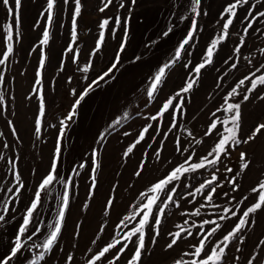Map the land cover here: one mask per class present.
Returning a JSON list of instances; mask_svg holds the SVG:
<instances>
[{
  "label": "rangeland",
  "instance_id": "rangeland-1",
  "mask_svg": "<svg viewBox=\"0 0 264 264\" xmlns=\"http://www.w3.org/2000/svg\"><path fill=\"white\" fill-rule=\"evenodd\" d=\"M230 2L234 0H202L201 7L208 14L196 18L198 32L195 46L189 48V54L182 53V59L171 70H166L164 86L156 99L152 100L147 96L149 78L159 66L173 59L175 48L188 32L193 18L190 12L191 0H136L134 5L131 0H123V9H119L120 0H114L113 5L105 12L99 11V8L103 7V0H81L82 8L77 18L75 42L71 37L74 0H69L67 4L64 0H56L50 26L46 20L47 0H22L19 34L14 35L12 41L7 40L6 26L12 25L14 20L0 3V58L7 51L9 43L13 48L7 61L0 65V76L3 77L0 81V96L3 97L0 103V155L3 156V159H0V188L6 190L15 183L9 160L15 161V170L20 173L25 185V188L21 189L19 199H13L5 221L0 222V258L10 253L26 208L34 198L42 178L50 171L61 126L60 120L70 113L75 100L87 84L109 66L119 48L124 26H115L117 15L122 21L127 18L128 39L125 53L122 54L124 66L116 73L115 80L90 92L77 108L73 121L67 122L68 127L61 141L58 172L60 178L68 183L69 204L57 247L53 253L45 254V261L40 264H64L68 254L73 255L72 264H87L88 259L116 234L115 226L120 219L135 211L132 205L138 203L141 192L162 179L174 166L184 163L185 157L190 153H194L190 163H198V157L203 158L212 150L215 141L219 139L214 135L205 136L210 122L216 119L212 113L224 103V97L240 79L250 75L256 67L264 63V55L260 53V49L264 48V23L257 22L254 27L261 31L252 33L249 30L245 44L240 45L243 26L239 20L234 21L229 37L218 45L213 65L202 70L201 77L193 89L183 94L186 103L184 114L177 116V127L167 131V139L162 137L171 118L167 113L166 118L160 122L153 121L150 117L157 115L162 103L178 92L190 75L194 78L191 66L202 62V56L210 41L219 37L223 23L219 19L220 14ZM246 9L247 5L238 9L239 18L245 15ZM259 10L264 11V8ZM181 16L188 18L180 22ZM105 18L111 19L109 27L103 30L104 45L100 53L90 57L101 31L99 24ZM169 27L173 29L170 35L161 38L162 33ZM45 28L49 31L47 45L41 44ZM152 41L158 43L146 48L145 45ZM236 47H240L241 52L233 56ZM69 48L73 51L69 52ZM136 55H143V59L136 64L128 63ZM230 56H233V61L237 63L235 69L230 68L233 61L224 63ZM42 57L44 66L41 68ZM90 59L94 67H89L85 72L83 69ZM188 62H191V65L186 69L184 64ZM256 74H264V69ZM247 87H250L248 81L244 87L238 88L240 95L229 102H240ZM262 95L264 86H258L256 91L250 94L249 100L241 105L240 136L247 137L255 125L264 123V99H259ZM41 97L45 106L43 117L39 114ZM227 115L223 112L217 113L221 118H226ZM38 119L41 121L39 133L35 131ZM117 119L120 121L118 124L115 123ZM148 124L158 128L160 135H156L153 128H150L149 133L145 134V140L137 145L132 153L124 156L127 147L134 143L138 133ZM218 127L223 131L219 123ZM125 132L130 135H124ZM150 134L155 137L154 140L149 139ZM198 140L201 143H196ZM176 141L189 151L183 154L177 152ZM5 144L8 145L7 148L4 147ZM149 144L151 147H148ZM158 145H162L159 158L155 155ZM240 152L247 154L249 168L236 177L240 187L233 192L224 177H231L239 171L242 163ZM142 161L146 162V167L142 176L137 177L134 173ZM224 164L232 168L233 173L226 172ZM224 164L217 165L219 171L217 167L209 165L187 173L177 182L179 187L175 199L180 201L181 207L170 205L167 218L163 221L164 235L158 238L159 242L150 249V254L143 258V264H175L176 260L181 259L184 251L191 250L189 245L196 241L189 238L174 250L164 251L169 239L167 232L177 231V224H183L195 233L197 228L193 223L199 225L203 220L216 219L224 226L222 231L225 234L231 229L236 218L221 221L219 215L222 214L223 207L236 210L237 201L244 196H248V199L239 205L241 212L256 202L258 193L251 190L264 180V134H258L247 144L233 146ZM93 168L96 169L95 172L92 171ZM213 173L223 185L217 189V192L221 193L220 197H214L215 203L222 208L206 205L200 209V216L182 215V212H194L204 203L201 193H196L194 197L187 196V193L195 191V188L210 179ZM64 191L65 185L54 181L49 189L41 194V206L37 214H34L36 227L40 231L32 241L27 242L26 250L18 254L10 264H29V261L42 251V247L37 248L35 245L42 246L46 239L50 231L47 225L54 223ZM224 192H228V197L222 195ZM7 195L13 196L12 193ZM232 197L235 199H231ZM4 198L5 192L0 191V200ZM109 199L114 201V206L107 209L108 214L105 215V205ZM252 218L255 224L243 232L244 243H237L241 251L236 252L235 247L231 245L230 250H227L228 264H247L248 259L255 254L258 256L254 264H264V243H261L264 241V209ZM185 220L188 221L187 224H184ZM77 225L80 226L79 229ZM210 227L212 225H205V229ZM101 228L105 231L99 232ZM32 231L34 229L30 226L28 235H31ZM77 232L78 235H75ZM219 238L220 232L213 240ZM93 240L96 242L92 243ZM61 248L63 251H60ZM233 256H239L240 259L233 260ZM191 258L183 257L185 260ZM117 264H127V260L122 257Z\"/></svg>",
  "mask_w": 264,
  "mask_h": 264
},
{
  "label": "snow or ice",
  "instance_id": "snow-or-ice-1",
  "mask_svg": "<svg viewBox=\"0 0 264 264\" xmlns=\"http://www.w3.org/2000/svg\"><path fill=\"white\" fill-rule=\"evenodd\" d=\"M69 0H64V3L67 4ZM114 0H103V7L99 8L100 12H105L110 6L113 5ZM0 3L6 8L9 15L13 17L14 23L12 25L6 26L7 31V40L12 41L14 35L19 34V26L21 23L20 20V10L22 7V0H0ZM131 3L134 5L136 0H131ZM74 11L72 15V29L71 37L72 41L75 42L77 39V18L81 14V0H74ZM202 0H191L190 12L193 14L191 19V24L188 32L185 37L179 42L178 46L174 50V57L170 62L163 63L162 66H159L157 71L149 78V86L147 88V96L150 100L156 99L157 94L161 91L164 86L166 78V70H171V68L182 59V53L185 55L189 54V48L195 46L196 35L198 32V21L197 17H200L202 14L207 15V11L203 10L201 7ZM247 5L245 10V15L242 18L238 17V9L244 8ZM125 4L123 0H120L119 9H123ZM56 8V0H47L46 8V20L50 26L53 22L54 9ZM264 8V0H234V2L228 3L222 13L220 14V20L223 21L220 26V35L218 38L212 39L210 44L206 47V51L202 56V62L197 63L194 66H191V72L194 73V78L190 75L185 82V85L176 92L174 95L168 97L157 110V115L150 117L151 120L160 122L164 120L165 114L167 113L170 117L169 126L165 130V134L162 139H167V131L176 128L177 116H182L184 114V109L186 107L184 95L189 93L194 85L198 82L201 77L202 70L206 69L208 66L213 65V58L217 52L218 45H221L230 34V29L233 28L234 21L239 20V23L243 26V35L240 36L239 44H245V37L249 35V30L252 33L260 32L261 30L255 28L254 25L259 23H264V11L259 9ZM187 16H181L180 22H183L187 19ZM111 18H105L99 24L101 29L99 38L95 44L94 49L90 53V57H95L100 53L102 46L104 45L105 32L104 29L108 28L110 25ZM115 26L118 28L122 24L124 26L123 38L119 44V48L116 51L111 63L109 66L96 76L87 86L84 91L78 95V98L75 100V103L72 106L70 113L60 120V129L59 136L57 139V144L55 147L52 163L50 165V171L48 174L42 178L41 183L39 184L38 190L35 191L34 198L31 200L30 205L26 208V211L23 215V221L18 228V232L13 241V246L10 249V253L5 255L3 258H0V264H10L18 254H22L26 250V244L28 241H32L33 237L40 231L35 224V215L38 212V208L41 206V194L45 193L47 189L53 184L54 181H58L65 185V191L61 197L62 204L59 207L58 213L54 219V223L47 225V228L50 230L46 239L41 245H35L37 248L42 247V251L39 252V255L34 256L29 264H40L41 261H45V254L53 253V250L57 247L58 240L61 234V229L64 224L65 211L68 208L69 204V192L67 190L68 183L67 181L60 178L58 172V162L61 158V141L64 138L65 130L68 127L69 121H73L74 117L77 115V108L80 106L81 102L85 100V97L89 95L90 92L95 91L99 87H103L110 83L112 80L116 79V73L120 72L123 68L122 54L125 53L127 39H128V29H127V18H122L117 15L114 20ZM219 23V21H217ZM172 27H169L166 31L162 33L161 38H166L172 32ZM115 34V30H112ZM264 34V33H262ZM49 41V31L47 28L43 31V39L41 44L47 45ZM158 41H152L149 44H146V48L152 47ZM13 48L12 44L9 43L7 46V51L3 53V57L0 58V65L4 64L8 56L12 53ZM69 52H72V48L68 49ZM241 48L236 47L233 50V56L240 53ZM261 55H264V48L260 49ZM233 56L228 57L224 61L225 64H228L229 61H233ZM143 59V55L134 56L128 63L136 64ZM191 62L184 64L186 69H189ZM41 68L44 66V58L40 60ZM89 67H94L91 63V59L88 61L87 66L83 71L87 72ZM230 68H237V63L233 61L230 64ZM264 69V63L260 64L259 67H256L255 71L250 75L244 76L237 82V85L234 86L231 91L227 93L224 97V103L216 109V112L212 113V116L216 119L212 120L205 132V136H218L219 139L215 141L214 147L206 156L199 158L198 163H190L191 155L185 157L184 163L174 166L162 179H159L153 183L146 191H143L139 194L138 203L132 205L135 211L124 215L118 224L115 226L116 234L111 238L105 246H103L95 255L88 259L87 264H98V262H104V264H117L118 261L124 257L127 260V264H143V258L150 254V249L157 245L160 237L164 235L163 231V221L167 218V210H169L170 205L177 208L181 207L180 201L175 199L178 195L177 188L179 187L178 181L182 177H185L187 173L195 172L199 169H204L207 166L217 167V165L224 164V161L230 156L233 146L238 147L241 144H247L250 141L254 140L258 134H264V123H258L253 127L250 134L247 137H242L239 135L241 131V121H242V112L241 105L244 102H247L250 98V94L255 92L258 86H264V74L258 75L256 73L261 72ZM39 75V73L37 74ZM255 77V78H253ZM222 79V77H218ZM3 80V77L0 76V81ZM246 81L250 82V87H247L246 93L242 96L240 102L231 103L229 100L233 99L235 96L240 95L238 88L244 87ZM219 86V85H218ZM259 99H264V95L259 96ZM3 97L0 96V103H2ZM175 101V103H174ZM218 112H223L228 114L226 118H221L217 116ZM39 114L41 117L45 114V106L43 97H41L40 111ZM125 118L127 113L124 114ZM11 123V122H10ZM115 123H120L119 119ZM218 123L222 126L223 131L218 127ZM153 128L152 124H148L143 127V130L138 133V138L127 147L124 152V156H128L133 150L139 145L142 141L145 140V134L149 133V129ZM41 130V121L38 119L36 121L35 131L39 133ZM153 131L156 135H160L158 128H153ZM15 129H13V135H15ZM124 135H130V133L125 132ZM103 139V136H101ZM149 139H155L151 134ZM196 143H201V141H196ZM5 148L8 147L7 144L4 145ZM148 147H151L149 144ZM160 147L155 151L157 158L160 157ZM176 151L180 154L189 151L185 148L179 141H176ZM95 156V152H93ZM211 157V159H209ZM239 158L241 163L239 171L235 172L231 177H224L227 183L231 186V191L235 192L239 189L240 185L236 179L241 172L249 168V162L247 154L245 152H240ZM0 159H3V156L0 155ZM8 163L11 165V171L14 176L15 183L11 184L6 190L0 188V191L5 192V198L0 200V205H2V211H0V222L5 221V217L10 211V205L12 204L13 199L18 200L21 195V189L25 188L24 183L21 180L20 173L16 171V163L13 160H9ZM188 165V166H185ZM98 167V165H97ZM146 167V162L142 161L138 165L137 171L134 173L135 176L141 177L143 169ZM225 170L228 173H233V169L227 167L224 164ZM95 168L92 169L95 172ZM217 171L219 168L217 167ZM219 178L212 174L211 178L201 183L198 187L195 188V191H189L187 196L194 197L196 193H201L204 198V203H201L194 212L190 213H181L182 215H192L200 216V209L204 208L206 205H210L213 208H222L221 205L216 204L214 197L219 198L221 193L217 192L218 188L223 187L221 183L218 182ZM92 187H95V176L92 177ZM253 193H258L256 202L247 206L242 212L239 209V205L243 204L244 201L248 199V196H244L243 199L237 201L236 210L230 207H223L222 214L219 215V220L227 221L236 218L234 225L226 234L222 231L223 227L216 219H206L203 220L201 224L193 226L197 228V232H193L190 228H186L183 224H177V231L167 232L169 237L168 241L164 246V251L174 250L178 247L180 243L188 241L189 238L195 240V243L189 245L190 251H184L182 257L179 260L175 261V264H228L227 256L228 251L230 250V245L235 247L236 252H240L241 249L237 247V243L242 244L244 240L242 234L246 229L251 228L255 224V220L252 218L258 211L264 209V180L260 181L256 187L251 190ZM12 193L13 196L9 197L7 194ZM224 197H228V192L222 193ZM231 199H235L232 197ZM191 203V201H189ZM114 206V201L109 199L106 202V211L111 209ZM14 211V209H12ZM188 221L185 220L184 224H187ZM205 225H212V227L205 229ZM31 228L34 229L31 235H28V232ZM77 225V229H79ZM126 229V231H124ZM204 229V231H200ZM99 232L105 231L104 228L98 230ZM221 233V238L213 240L216 237L217 233ZM78 235V232L75 234ZM99 238V236L97 237ZM96 241L93 240L92 243ZM264 243V241H261ZM131 246V247H130ZM60 251H63L61 248ZM91 251V249H88ZM127 254V255H126ZM258 254L252 255L247 264H254V261L257 260ZM183 257H192L189 260L183 259ZM239 256H233V260H239ZM73 255L68 254L65 256L64 264H72Z\"/></svg>",
  "mask_w": 264,
  "mask_h": 264
}]
</instances>
